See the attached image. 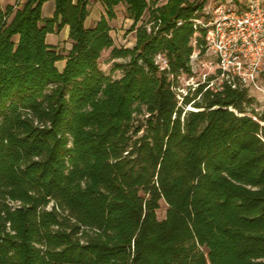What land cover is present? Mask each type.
I'll list each match as a JSON object with an SVG mask.
<instances>
[{
  "label": "trees",
  "instance_id": "1",
  "mask_svg": "<svg viewBox=\"0 0 264 264\" xmlns=\"http://www.w3.org/2000/svg\"><path fill=\"white\" fill-rule=\"evenodd\" d=\"M98 1L91 27L89 0L0 5V264H264V110L215 74L175 89L209 0ZM66 26L61 51L46 37Z\"/></svg>",
  "mask_w": 264,
  "mask_h": 264
},
{
  "label": "built area",
  "instance_id": "2",
  "mask_svg": "<svg viewBox=\"0 0 264 264\" xmlns=\"http://www.w3.org/2000/svg\"><path fill=\"white\" fill-rule=\"evenodd\" d=\"M202 15L196 23L205 29V52L215 58L211 75L216 76L208 87L217 90L227 81L245 88L250 96L257 92L264 96V4L244 0L238 7L234 0L219 1L206 4ZM204 77L206 82L209 76Z\"/></svg>",
  "mask_w": 264,
  "mask_h": 264
},
{
  "label": "rangeland",
  "instance_id": "3",
  "mask_svg": "<svg viewBox=\"0 0 264 264\" xmlns=\"http://www.w3.org/2000/svg\"><path fill=\"white\" fill-rule=\"evenodd\" d=\"M261 2L264 4V1L261 0ZM52 8H53V1H47L45 5L42 7V14L43 16H49V14H52ZM90 14L87 17L85 24L89 27L93 26L96 21L100 18L102 14H105V10L101 8V6L98 4L95 0H89V6ZM116 10V18L109 20V25L111 27V35L114 39V45L117 47H132L135 43V32L131 31L132 21L127 17L125 6L119 5L115 8ZM146 19V15L144 17ZM64 32L63 29L58 34H48L46 37V41L48 43L53 42L54 38L57 37V45L58 49L63 51L66 50L69 45L66 40L63 39ZM110 51L111 49L105 50L100 59H99V66L103 72L106 74L112 75V77L117 78L121 76L120 70H113L114 63H120L123 62V59H111L110 57ZM196 53V52H195ZM63 62V61H62ZM62 62H58V66L61 67ZM157 62L161 63V65H164V61L161 56L157 57ZM214 63L215 58L210 53H204V54H193V58L191 59V65H192V71L193 76L191 78L186 75H181L178 78V82L176 83V91L178 93L179 98H181L182 95L187 94L189 87L193 90L199 83L204 82L205 75L210 76L211 73L214 71ZM262 84L264 86V76L262 78ZM252 103L251 107L255 111H262L264 110V96L261 92H257L256 94L252 95ZM187 108H191L188 106ZM249 108V110H250ZM146 115H136L135 116V123L142 122L144 120ZM166 204L164 201L160 202V208L157 210V216L159 219L164 218L166 213Z\"/></svg>",
  "mask_w": 264,
  "mask_h": 264
},
{
  "label": "crops",
  "instance_id": "4",
  "mask_svg": "<svg viewBox=\"0 0 264 264\" xmlns=\"http://www.w3.org/2000/svg\"><path fill=\"white\" fill-rule=\"evenodd\" d=\"M95 1H97L98 4L101 6V8L104 9L103 5H102L98 0H95ZM219 1H226V0H209V1L207 2V4H214V3L219 2ZM260 1H261V0H260ZM262 1H264V0H262ZM15 2H17V0H0V5H1L2 7H5L6 5H8V4H14ZM20 2L22 3V1H20ZM46 3H47V2H45L43 5H45ZM243 3H244V0H234V4H235L236 6H238V7H242V6H243ZM42 7H43V6H42ZM52 11H53L52 14L50 13L49 16H47V17H52V16H53V13H54V3H53ZM45 17H46V16H45ZM63 32H64L63 39L66 40V42H67V41H68V32H69L68 26H66V27L63 28ZM53 34H55V33H53ZM51 44H57V37L54 38V40H53V42H51ZM68 45L70 46V43H69V42H68ZM68 48H69V47H68ZM63 63H64V62H62L61 67L63 66ZM61 67H60V68H61Z\"/></svg>",
  "mask_w": 264,
  "mask_h": 264
},
{
  "label": "water",
  "instance_id": "5",
  "mask_svg": "<svg viewBox=\"0 0 264 264\" xmlns=\"http://www.w3.org/2000/svg\"><path fill=\"white\" fill-rule=\"evenodd\" d=\"M191 109V108H190Z\"/></svg>",
  "mask_w": 264,
  "mask_h": 264
}]
</instances>
